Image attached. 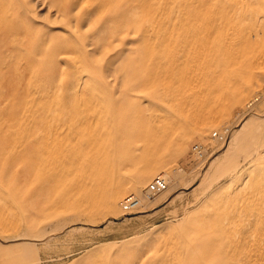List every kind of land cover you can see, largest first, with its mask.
Returning a JSON list of instances; mask_svg holds the SVG:
<instances>
[{
  "label": "rangeland",
  "instance_id": "obj_1",
  "mask_svg": "<svg viewBox=\"0 0 264 264\" xmlns=\"http://www.w3.org/2000/svg\"><path fill=\"white\" fill-rule=\"evenodd\" d=\"M233 1L0 0V218L18 226L0 227V264H264V75L233 98L264 35L247 40ZM178 16L208 22L171 62ZM157 174L167 188L124 213Z\"/></svg>",
  "mask_w": 264,
  "mask_h": 264
},
{
  "label": "bare ground",
  "instance_id": "obj_2",
  "mask_svg": "<svg viewBox=\"0 0 264 264\" xmlns=\"http://www.w3.org/2000/svg\"><path fill=\"white\" fill-rule=\"evenodd\" d=\"M233 2H235V3L232 4L233 10L235 12L236 11L240 12V7L239 6H240V4H244V3H240L237 0H234ZM256 4H257V0H246L245 1V5H246V8H247V11L244 12L243 16H244V19H247L250 22V24H251V29L249 30L250 36L248 37L249 39H247L249 42H251L250 38L252 36H254L256 38V40H262L261 36L264 35V18H261L262 16L259 17L258 15L252 13L253 12V8L255 7ZM261 4L264 5V0H261ZM186 8H187V6H186ZM212 12H213V10H212ZM233 15H234V13H233ZM235 15H237V16H235V19H237L238 21L242 20V16H240L238 13L235 14ZM204 16H206V14ZM206 22H208V20L203 17L201 22H200V24H197V23H193L192 24V22L187 21V20L185 21L180 16H178L175 19V21H173L172 30H171V32H170V34H169V36L167 37V40H166V44H165L166 45V55L165 56H169L170 59H171V62H172V58H173L172 56H186L187 53L185 51L187 50V46L189 45V42L186 39L183 40L184 36L186 37L187 32L190 29L193 30L192 36L197 34V32L199 30H201V25H203V23H206ZM238 23L239 22L236 23V21H234V19H230V28L232 29V31L230 33V36L227 33H223L222 29H219L217 31V40L215 42L213 53H214L215 56H219V57L221 56L220 59L222 58V56H226L228 54L227 51H226L227 50L226 47H227L228 42L230 40L236 39V37L238 36V31L235 30L236 28H238ZM195 24H197V25H195ZM191 44L192 43H190V45ZM219 57H218V59H219ZM173 69H174L173 65H172V63H170L169 64V75L173 79L174 84L177 85V87L174 84H173V86L176 89H178L179 88L178 84L179 85H180V83H181V85H183V83L186 84V82H187V71L185 72L183 70V68L179 67V66L176 68L175 71H173ZM250 71L251 70H249L247 74L243 75V77L240 76V75L238 76V77L242 78L243 86H242V88L240 90V93L234 94L233 98L239 99L240 97H242L243 94L246 95L249 92H251V90H253V88L260 83V80L262 79V76L264 75V66H263L261 71L255 72L253 75H250ZM222 73L225 76L227 75V71H226V73H224V71H222ZM231 75L234 76V75H237V74H231ZM226 79L229 80L228 77ZM225 81H223V82L225 83ZM224 86H226V84ZM182 97L183 96H180L179 98H182ZM194 105H197V104L194 102ZM147 149L148 148H146V150ZM83 172H85V171H83ZM166 181H167V179H166ZM8 224L11 225L12 228L15 227L16 229H18V226L15 225L13 223V221L9 222V220L7 218L6 219L4 217L0 218V227L1 226L5 227Z\"/></svg>",
  "mask_w": 264,
  "mask_h": 264
},
{
  "label": "built area",
  "instance_id": "obj_3",
  "mask_svg": "<svg viewBox=\"0 0 264 264\" xmlns=\"http://www.w3.org/2000/svg\"><path fill=\"white\" fill-rule=\"evenodd\" d=\"M264 97V80L261 83L260 89L257 92L254 99L250 102L251 103L258 101ZM232 129V126L230 127H224L222 130L219 131H213L211 133L212 138L217 140H225L227 135L229 134L230 130ZM191 152L193 155L201 158L204 157V155L207 152V148L201 144V143H194L191 146ZM168 182L166 181V178L162 174L155 175L151 181L146 185L144 188L141 197H139L136 194H127L124 196L119 205L121 207V210L124 213H131L134 210H136L138 207H140L142 200L149 201L153 199L157 194L161 193L167 188Z\"/></svg>",
  "mask_w": 264,
  "mask_h": 264
},
{
  "label": "crops",
  "instance_id": "obj_4",
  "mask_svg": "<svg viewBox=\"0 0 264 264\" xmlns=\"http://www.w3.org/2000/svg\"><path fill=\"white\" fill-rule=\"evenodd\" d=\"M226 77L230 78V68H229L228 71H227V75H226Z\"/></svg>",
  "mask_w": 264,
  "mask_h": 264
}]
</instances>
